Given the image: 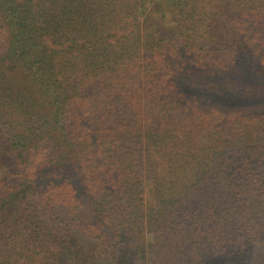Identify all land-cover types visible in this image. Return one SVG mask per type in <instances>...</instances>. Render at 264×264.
<instances>
[{
	"label": "trees",
	"instance_id": "1",
	"mask_svg": "<svg viewBox=\"0 0 264 264\" xmlns=\"http://www.w3.org/2000/svg\"><path fill=\"white\" fill-rule=\"evenodd\" d=\"M0 264H264V0H0Z\"/></svg>",
	"mask_w": 264,
	"mask_h": 264
}]
</instances>
